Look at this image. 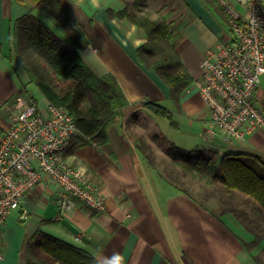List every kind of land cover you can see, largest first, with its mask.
Listing matches in <instances>:
<instances>
[{
	"label": "crops",
	"instance_id": "obj_1",
	"mask_svg": "<svg viewBox=\"0 0 264 264\" xmlns=\"http://www.w3.org/2000/svg\"><path fill=\"white\" fill-rule=\"evenodd\" d=\"M227 1L245 15L239 0ZM60 2L71 23L86 35L88 45L81 50L86 62L99 75L113 73L130 100L123 109L124 117L108 128L106 144L79 146L70 154L73 163L83 168L106 195V209L96 211L80 203L61 219H56L55 190L44 180L26 195L20 208L12 211L4 229V256L0 264H28L26 239L38 229L86 249L100 264H257L241 242V239L252 242L254 235L233 212H224V203L231 198L224 194L219 184L212 185L217 187L219 195L214 194V188L212 191L205 188L201 197L205 201L199 202L174 179L179 178L177 171L173 178H166L164 171L150 162L149 152L144 154L136 146V139L150 131L144 128L139 131L136 122L127 125V116L139 111L140 119L144 114L151 123H156V117H151L142 106L143 101H157L163 105L165 100L171 99L167 84L137 58V49L148 39L146 31L129 19L108 15L109 9L122 10L126 1L98 0V7H94L91 0H75V6L69 0ZM145 2L144 11L153 19L165 18L170 24L172 42L194 79L182 93L183 112L177 109L185 121L198 123L186 132L188 138L201 144L193 149L213 150L219 156L248 153L264 160V127L247 140L234 142L225 141L219 133L211 137L205 131L210 114L195 81L202 76L200 65L206 51L233 38L230 24L225 22L228 20L226 12L217 1L214 4L223 11V16L204 0ZM28 9L26 2L0 0L2 130L11 124L8 106L21 93L22 84L30 83L14 52L11 34L15 20ZM256 101L259 105L262 103L264 109V75L256 91ZM37 102L43 111L50 104L42 94ZM167 108L175 113V107ZM174 125L179 128L180 122ZM140 155L146 157L138 163ZM214 198L219 200V211L208 205ZM244 198L237 194L232 202L240 207ZM263 249L264 240L252 248V253L259 255ZM114 256H118L119 261L114 260Z\"/></svg>",
	"mask_w": 264,
	"mask_h": 264
},
{
	"label": "trees",
	"instance_id": "obj_2",
	"mask_svg": "<svg viewBox=\"0 0 264 264\" xmlns=\"http://www.w3.org/2000/svg\"><path fill=\"white\" fill-rule=\"evenodd\" d=\"M28 3L29 9L15 20L11 34L14 52L27 72L30 83H35L51 105L67 110L74 118L78 134L72 137L67 154L76 147L103 145L109 140L108 128L124 117L123 109L130 104L116 76L109 72L97 74L86 62L81 50L88 40L82 29L76 28L60 0H18ZM126 6L108 15L129 19L148 35L137 49V58L146 68L155 71L170 89V99L182 111V93L192 84L193 77L172 42L173 31L165 18L153 19L144 11L145 0H125ZM219 15L213 0H204ZM40 10L57 29L35 14ZM225 22L229 26L228 20ZM231 31V27L229 26ZM232 32V31H231ZM11 58V53L9 54ZM27 85L21 93L26 100L38 106L30 96ZM142 106L157 117L172 119L173 112L157 101H143ZM139 111L127 116V125L139 121ZM174 123V121H171ZM130 126V125H129ZM158 139V134L154 135ZM138 149L147 154L153 149L144 137L136 139ZM165 151L183 175L197 177L208 185L220 184L226 201L224 212H233L254 235L250 243L242 244L257 264H264L262 254L254 255L252 248L264 240V160L248 153H225L205 148L187 149L169 142ZM186 191V190H185ZM237 194L244 195L243 206L232 201ZM28 264H100L86 249L73 246L42 229L26 239Z\"/></svg>",
	"mask_w": 264,
	"mask_h": 264
},
{
	"label": "built area",
	"instance_id": "obj_3",
	"mask_svg": "<svg viewBox=\"0 0 264 264\" xmlns=\"http://www.w3.org/2000/svg\"><path fill=\"white\" fill-rule=\"evenodd\" d=\"M215 1L227 14L233 38L206 51L195 86L209 109L206 133L245 141L264 127V109L256 101L264 75V0H239L244 16L227 0ZM8 108L10 127L0 129V260L11 212L44 180L55 190L56 219L80 203L96 211L107 204L100 186L66 152L79 131L67 110L49 104L43 111L21 95Z\"/></svg>",
	"mask_w": 264,
	"mask_h": 264
},
{
	"label": "rangeland",
	"instance_id": "obj_4",
	"mask_svg": "<svg viewBox=\"0 0 264 264\" xmlns=\"http://www.w3.org/2000/svg\"><path fill=\"white\" fill-rule=\"evenodd\" d=\"M34 12L36 15H38L39 17L44 19L48 23V25H50L51 27L56 29L40 10H36ZM221 16H223V14H221ZM26 87H27V91L29 92L28 94L30 96L33 95L36 97V99L40 98L41 92L35 83H29V84H27ZM259 102H261V101H259ZM162 104L164 106L170 107L172 109L174 107L176 108L175 113H173L172 119L170 117H166V116L157 117L151 113L150 116L156 117V120H157L156 123H151L152 121L150 119H148L147 115L143 114L141 116V119H140V117H138L139 118V121L137 122L138 130L140 131L141 128H144V130L150 131V133L148 132L149 133L148 135L144 134L143 136L152 144V146L154 145V150L152 149L151 151H149L150 162H153L157 166H159V169L161 171H164L166 178H173L174 176H176V174L178 172L179 178L174 177V179H176V181L181 186V188L183 190L188 191V192L190 191L192 196L197 198V200L199 202L203 203L205 201V199L201 198L202 194H203L202 192L204 191L205 188L209 189V191H212V188H214V186L208 185V184L204 183L203 181H200L197 177H193L191 175L190 176L183 175L181 168L174 165L172 163V161L169 160L170 157L167 155V153L165 151V148L169 144V142H175L179 146H183L187 149H193L196 145H201L200 143H195L196 142L195 140H193L192 138H188L186 136L187 130L189 128L197 127L198 123L194 122V121H189V122L185 121L182 118V116H180L178 114L179 111L177 110V106L171 100H165V102ZM8 110H9V108H8ZM208 111H209V109H208ZM149 113H150V111H149ZM171 121H174L175 123H176V121H179L180 127L175 128L174 123H171ZM207 128H209L208 121H207V125L205 127V130ZM155 132L158 133V139L157 140L154 139ZM227 142H231V141H227ZM145 157L146 156L140 155L138 157V163L141 162V160L143 161V159H145ZM213 185H215V184H213ZM218 190H220V189L218 188ZM214 194L215 195L220 194V192L217 191V187L214 188ZM208 205L213 210H216V211L220 210L219 209L220 204H219L218 199L214 198L213 201H210L208 203Z\"/></svg>",
	"mask_w": 264,
	"mask_h": 264
},
{
	"label": "clouds",
	"instance_id": "obj_5",
	"mask_svg": "<svg viewBox=\"0 0 264 264\" xmlns=\"http://www.w3.org/2000/svg\"><path fill=\"white\" fill-rule=\"evenodd\" d=\"M69 2H70L73 6H75V0H69ZM91 3H92V5H93L94 7H98V6H99V4H98V0H91ZM114 260L119 261V257H118V256H114Z\"/></svg>",
	"mask_w": 264,
	"mask_h": 264
}]
</instances>
